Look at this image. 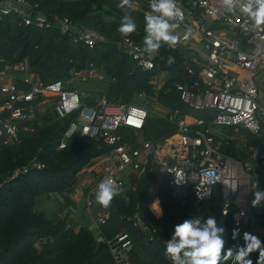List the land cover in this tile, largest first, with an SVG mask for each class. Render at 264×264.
Here are the masks:
<instances>
[{
	"label": "built area",
	"instance_id": "2783aa9c",
	"mask_svg": "<svg viewBox=\"0 0 264 264\" xmlns=\"http://www.w3.org/2000/svg\"><path fill=\"white\" fill-rule=\"evenodd\" d=\"M134 3L139 6L135 10H142L144 15L150 11L151 0L141 5ZM177 3L184 16L175 34L183 37L184 32L190 30L191 35L188 41L181 39L174 48L165 46V50L174 53L177 57L176 60L173 57L174 62L178 59L184 68L185 80L175 85L180 101L190 110L204 112V118H183L178 111L170 112L145 93L139 94L141 105L113 103L104 98L85 105L75 88H65L62 81L43 83L23 62L15 70L9 67L0 69V97H3L0 103V146L18 145L31 135L35 129L28 124L38 120L41 106L49 104L48 109L58 119L69 120L59 149L65 148L66 139L73 134L101 140L110 147L107 154L94 159L78 175H92L82 183L81 199L96 229L109 216L93 211L97 185L112 178L120 184L119 195H123L128 189L135 190V186L127 185L128 176L139 178L149 168L148 209L156 220L162 216L158 215L159 210L162 213L159 190L167 179L172 197L182 204L189 198L196 206L208 203L213 189L219 188L223 202L221 215L226 217L234 208V227L239 228L242 235L249 232L256 236L253 223L257 220L253 211L259 207L252 208L251 201L252 192L259 185L251 172L252 165L264 171V152L247 147L243 136H238L236 143L232 134L264 131V28L251 27L239 10L236 14H223L221 10L219 17L213 18L208 10L220 8V0H177ZM7 16L15 17L19 24L38 29L55 24L73 43H81L90 49L103 41L94 29L48 16L39 9L38 3L27 0H0V18ZM116 48L143 71H151L162 62L168 63V58L159 53L149 56L140 52L141 47L129 38L118 41ZM166 80L167 77L159 71L151 82L155 85V92ZM149 115L170 122L174 130L159 140L146 139L142 130ZM220 128L229 130L221 132ZM232 144L241 149L245 147L250 161L242 163L222 152L223 146ZM43 168V164L32 159L9 173L4 182ZM225 181L229 184L226 185ZM232 182L238 185L235 192L231 191ZM127 220L150 241L157 236V229L149 227L139 214L135 213ZM96 240L106 245L113 264H132L133 243L127 233L121 232L105 240L98 230Z\"/></svg>",
	"mask_w": 264,
	"mask_h": 264
},
{
	"label": "trees",
	"instance_id": "16d2710c",
	"mask_svg": "<svg viewBox=\"0 0 264 264\" xmlns=\"http://www.w3.org/2000/svg\"><path fill=\"white\" fill-rule=\"evenodd\" d=\"M27 1L38 3L39 9L48 16L68 19L75 26L94 29L103 37V41L90 49L81 43H73L55 24L50 28L38 29L19 24L13 16L1 17L0 69L9 67L15 70L26 62L32 75L43 83H64L71 79V73L94 70L101 73L107 84L106 99L109 102L141 105L139 94L145 93L170 112L178 111L183 118H204V112L190 110L175 92V85L185 80L184 68L178 59L172 64L162 62L151 71H143L136 68L128 55L117 50L116 43L125 38L117 31L123 15V10L117 7L119 0ZM132 1L139 3L138 0ZM129 12L137 24V31L127 38L142 48L144 14L142 10L133 8ZM158 53L165 58H177L174 53L166 51L165 46ZM159 71L163 72L167 80L155 92V85L151 82L159 75ZM84 102L91 101L84 99ZM37 116L38 120L28 124L35 131L20 144L0 146V264H113L106 245L96 240L98 230L105 240L121 232L127 233L133 243L130 253L132 264H171L164 251L165 241L170 238L174 226L186 219H206L209 215L216 219L218 226L225 228L226 248L243 244L241 233L235 241L231 238L235 229V209L231 208L226 217L221 215L223 202L219 188L213 189L208 203L196 206L194 200L189 198L182 204L172 197L165 179L159 190L162 216L156 220L148 209L149 168L139 178L128 176L127 185L135 186V190L128 189L125 194L116 196L108 208L96 204L93 196V211L109 215L104 224L98 225V229L80 226L74 232L67 225V215L52 220L46 218L36 210L37 199L49 201L51 195H59L66 204H70L81 170L94 159L107 154L110 147L101 140L73 134L66 139L65 148L59 149L69 120L58 119L51 109ZM173 130L170 122L149 115L142 133L146 139L155 141ZM232 136L236 143V138L243 136L247 147L264 152V131L258 134L241 131ZM221 150L242 163L250 161L245 147L241 149L232 144L223 146ZM32 159L43 164L44 168L30 170L4 182L9 173ZM81 203L85 209L83 199ZM65 205H60V214L64 212ZM135 213L149 227L157 229V236L152 241L127 220ZM253 214L264 230V206L255 209ZM257 258L258 253L250 256L253 264Z\"/></svg>",
	"mask_w": 264,
	"mask_h": 264
},
{
	"label": "clouds",
	"instance_id": "9594fccd",
	"mask_svg": "<svg viewBox=\"0 0 264 264\" xmlns=\"http://www.w3.org/2000/svg\"><path fill=\"white\" fill-rule=\"evenodd\" d=\"M117 7L123 10L117 31L127 38L137 31V24L129 12L132 0H119ZM221 10L223 14H236L239 10L251 27L264 28V0H220V8H210L208 14L218 18ZM183 16V10L177 0H151L150 11L144 15L143 46L139 51L155 56L163 46L174 48L181 39L188 41L190 30H186L183 37L175 34ZM173 62L174 58L169 57L168 63ZM225 184H229V181H225ZM237 187L235 182L231 183L232 192H235ZM120 188V184L112 178L102 180L95 191L96 204L108 208L119 195ZM252 195L251 207H260L264 202V190L257 187ZM160 214L162 213L159 210L158 215ZM225 232V228L218 226L216 219L211 215L206 219H186L174 226L170 238L165 241L164 255L171 264H253L250 256L258 253L255 264H264V241L244 232L242 245L226 248ZM238 236L239 228L233 229L232 240L235 241Z\"/></svg>",
	"mask_w": 264,
	"mask_h": 264
},
{
	"label": "rangeland",
	"instance_id": "374dc122",
	"mask_svg": "<svg viewBox=\"0 0 264 264\" xmlns=\"http://www.w3.org/2000/svg\"><path fill=\"white\" fill-rule=\"evenodd\" d=\"M147 0H138L139 5L145 3ZM133 9H136L135 3H132ZM142 7V6H141ZM65 88L72 89L75 88L79 94L82 95V102L84 104H91L95 100L106 99L107 94V84L102 79L101 73H98L94 70H86L77 75L71 73V79L64 82ZM84 99H88L91 102L86 103ZM3 97H0V103L2 102ZM136 105V104H134ZM50 107L49 104H45L39 108L41 113L48 110ZM228 128H220L221 132H227ZM253 179L259 185L261 190L264 189V171L257 165H252L251 172ZM91 174H85L84 176L78 177L79 183L76 191L71 195V202L73 205L66 204L64 199L59 195H51L50 200L47 201L45 198H38L36 201V210L45 215L48 219H56L58 216H65L67 220V225L71 230H77L80 226H88L90 230H93V225L86 213V210L83 208V203H81L82 195V183L90 178ZM55 199V200H54ZM65 205L64 212L59 213L60 205ZM256 227H259L258 223H255Z\"/></svg>",
	"mask_w": 264,
	"mask_h": 264
},
{
	"label": "crops",
	"instance_id": "0c3cea01",
	"mask_svg": "<svg viewBox=\"0 0 264 264\" xmlns=\"http://www.w3.org/2000/svg\"><path fill=\"white\" fill-rule=\"evenodd\" d=\"M132 3H134V1H132ZM139 6H136V9L138 8ZM134 8V7H133ZM255 223H258V222H256V221H254V229H255V232H256V236L257 237H259V239L261 240V241H263V238H264V230H263V228H261L260 226L259 227H256L255 226ZM79 229V228H78ZM77 229V230H78ZM77 230H74V232H76Z\"/></svg>",
	"mask_w": 264,
	"mask_h": 264
}]
</instances>
